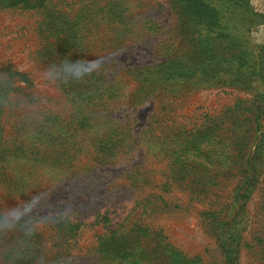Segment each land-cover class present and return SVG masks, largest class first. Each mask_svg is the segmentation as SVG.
Here are the masks:
<instances>
[{"label": "rangeland", "instance_id": "1", "mask_svg": "<svg viewBox=\"0 0 264 264\" xmlns=\"http://www.w3.org/2000/svg\"><path fill=\"white\" fill-rule=\"evenodd\" d=\"M65 57L92 77L45 86ZM0 73V211L63 216L48 264H264V0H0Z\"/></svg>", "mask_w": 264, "mask_h": 264}, {"label": "clouds", "instance_id": "2", "mask_svg": "<svg viewBox=\"0 0 264 264\" xmlns=\"http://www.w3.org/2000/svg\"><path fill=\"white\" fill-rule=\"evenodd\" d=\"M92 77L89 61L68 57L50 64L42 70L41 79L45 86L82 83ZM12 81L7 73H0V108L9 107ZM43 206L34 200H19L0 211V264H17L24 259H32L34 264H48L46 254L37 255L35 236L46 224L62 223L63 216L53 217L50 211L43 216L36 214V209ZM56 264H66L63 258Z\"/></svg>", "mask_w": 264, "mask_h": 264}, {"label": "trees", "instance_id": "3", "mask_svg": "<svg viewBox=\"0 0 264 264\" xmlns=\"http://www.w3.org/2000/svg\"><path fill=\"white\" fill-rule=\"evenodd\" d=\"M224 260L226 264H232V259L230 258V256L227 257V255H225Z\"/></svg>", "mask_w": 264, "mask_h": 264}]
</instances>
